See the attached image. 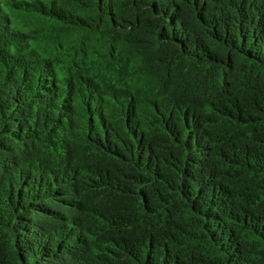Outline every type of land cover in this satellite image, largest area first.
I'll return each instance as SVG.
<instances>
[{"label": "trees", "instance_id": "obj_1", "mask_svg": "<svg viewBox=\"0 0 264 264\" xmlns=\"http://www.w3.org/2000/svg\"><path fill=\"white\" fill-rule=\"evenodd\" d=\"M61 4L0 28V264H264V0Z\"/></svg>", "mask_w": 264, "mask_h": 264}, {"label": "rangeland", "instance_id": "obj_2", "mask_svg": "<svg viewBox=\"0 0 264 264\" xmlns=\"http://www.w3.org/2000/svg\"><path fill=\"white\" fill-rule=\"evenodd\" d=\"M39 8L54 11L67 10L66 6L61 4V0H0V28L6 34L10 30V32L16 33L19 39L23 37V40L29 44L33 51L38 52L40 57L55 61L54 57L57 56L59 48L46 44V37H44L46 26L43 25L40 18L34 17L41 15ZM29 11L31 12L29 13ZM72 36L77 35L73 34ZM78 37L73 39L69 37L68 40L72 41ZM59 54L67 58L66 51H61ZM63 71L59 70L60 79L67 77Z\"/></svg>", "mask_w": 264, "mask_h": 264}]
</instances>
